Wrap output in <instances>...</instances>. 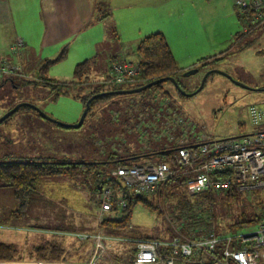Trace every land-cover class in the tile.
I'll use <instances>...</instances> for the list:
<instances>
[{"label": "rangeland", "instance_id": "rangeland-1", "mask_svg": "<svg viewBox=\"0 0 264 264\" xmlns=\"http://www.w3.org/2000/svg\"><path fill=\"white\" fill-rule=\"evenodd\" d=\"M92 1L93 22L86 25L91 31L80 42L82 50L87 51L85 75L78 79L74 63L69 62L72 53L78 50L76 43L55 49L49 60L57 58L63 49L65 57L51 62L44 73L41 67L46 59L36 61L33 52L24 69L16 71L14 81L8 74L0 78V117L17 104L26 103L0 122V160L22 157L56 162L95 161L100 162L98 172L108 175L119 157L173 145L166 138L150 139V148L145 149L146 142L139 136L141 129H137L138 115L144 116L143 106L147 107L151 99L152 106L148 108L155 110L160 106L158 101H169L166 112L182 119L183 127H188L187 140L194 134L236 137L243 129L250 130L248 106L264 100V21L245 33L246 22L240 17L235 0ZM33 26L38 29H32L30 34L38 36L42 26ZM157 31L164 35L175 59L181 57L178 62L183 69L176 77L185 92H193L204 74L212 70L203 87L195 94L181 95L165 82L163 86L170 91L167 99L160 93L156 97L153 89L110 95L95 102L79 127L64 126L78 122L87 95L95 90L115 89V85L106 82L110 53L118 56L119 61L125 55L137 61L138 41ZM189 63L193 66L188 67ZM190 68L198 70L184 75ZM138 83V80L123 82L116 89L135 88ZM164 116L166 113L163 117L157 115V125L166 120ZM142 120L147 123L148 117ZM147 129L146 134H152ZM176 134H184L181 126ZM149 158L153 161L157 157L151 154ZM94 187V177L88 172L76 178L41 177L35 182L29 206L21 217L12 214L18 208L14 188L0 187V241L14 243L18 250L14 259L0 262L128 264L137 241L152 238L167 242L178 235L177 229L183 227L182 214L175 205L183 197L200 201L203 207L210 206L211 224L221 235L254 229L257 218L264 215V186L189 193L185 183L173 181L161 189V196L156 193L147 197L153 206L138 202L132 206L125 225L111 226L103 221L120 218L122 214L120 210L106 212L100 220L102 195ZM169 191L172 195L168 196ZM58 227L62 230L58 240L66 249L64 258L38 260L33 246L51 240L52 229ZM97 232L103 235L101 243L93 237Z\"/></svg>", "mask_w": 264, "mask_h": 264}, {"label": "built area", "instance_id": "built-area-1", "mask_svg": "<svg viewBox=\"0 0 264 264\" xmlns=\"http://www.w3.org/2000/svg\"><path fill=\"white\" fill-rule=\"evenodd\" d=\"M235 5L241 13L252 15L251 23L264 17V0H235ZM243 29L248 31V25ZM22 46L23 41L18 39L11 48L17 51ZM17 70L18 65L0 60V76ZM109 73L106 82L116 87L133 81L140 67L124 57L111 62ZM247 111L250 130L236 137L194 134L188 140V127H183L182 119L176 114L169 116L164 109L168 118L164 116L166 120L157 125L159 113L152 109L146 112L144 116L148 117V122L137 126L141 129L139 136L146 142L145 149L150 148V139L166 138L173 142L172 146H163V149L173 148L171 163L144 160L114 165L106 178H115L119 185H102L99 219L102 220L104 213L114 206L123 208L137 196L153 193L166 181L182 176L189 193L205 189L220 191L234 186L247 190L264 186V100L249 104ZM178 126L183 128V135L177 136ZM147 128L152 134H146ZM97 178L100 177L97 175ZM182 228L167 242L152 238L137 241L134 258L129 264H264V217L254 229L233 235L218 234L213 224L190 227L187 231ZM93 237L98 243L103 239L99 232Z\"/></svg>", "mask_w": 264, "mask_h": 264}, {"label": "trees", "instance_id": "trees-1", "mask_svg": "<svg viewBox=\"0 0 264 264\" xmlns=\"http://www.w3.org/2000/svg\"><path fill=\"white\" fill-rule=\"evenodd\" d=\"M239 13H240V17L245 19L246 24L244 26L248 25V31L246 32H249L250 29L256 27L262 21H264V17H263V19H260L256 23H251L252 15L249 12L241 13V11L239 10ZM136 54L138 59L137 61L134 60L133 61L140 67L141 70L139 75H137L134 78V80L140 81V83H138L136 86L139 87L156 79L174 77L179 87L183 89L182 85L180 84V82L177 80L176 77V74L180 69L162 32L160 31L152 32L144 36L142 39H140L136 47ZM64 56H65V49L62 50V52L59 54L57 58L53 60H45L44 64L41 67V72L44 73L51 62L60 60ZM111 58H113L114 61L118 60V56L116 55L111 56ZM204 60L206 59L205 58L201 59V61ZM86 66H87V60L81 61L75 65L74 74L78 76V79H80L81 76H83V74L85 75L84 70H86ZM165 82H169L171 84L172 89L177 93L181 95H185L179 90V87L177 85H175L173 82L169 80H164L162 82L156 83L144 90L153 89L155 90L154 95L157 96V94L160 93L163 97L167 99V97L170 96V91L163 86V83ZM114 88H115L114 90H118L116 89V87ZM97 92L99 91L95 90L92 92V94ZM110 95H115V93L103 94L102 96L92 99L90 101L88 112L91 110V108L94 106L97 100L101 98H106ZM90 96L91 94L86 96V101ZM166 101L163 102L162 100L158 101L157 104H159L161 107L158 106L156 110L154 109V107L148 108L150 104L147 107L143 106L144 111L142 112L144 113L150 112V110L152 109L163 117V114L165 113L164 109L166 111L168 106H170V105L167 106L169 101L168 100ZM138 117L140 118L139 123H143L142 120L143 117L139 115ZM240 126L242 129L244 128L242 123H240ZM172 153H173L172 147L165 149L162 148L159 150L152 149V151L151 150L142 151L140 153H132V154H128L127 157H119L115 159L114 165H118L120 163L133 162V161L149 160L150 159L149 155L151 154H155L157 157L154 161L170 162L172 159ZM99 163L100 162H95V161L56 162V161L40 160V159H24L22 157H6L3 160H0V187L12 186L14 188V197L18 201V208L15 211H13L12 214L17 217H21L25 215V212L29 206L31 193L35 190V182L37 181V179L41 177L67 175L71 178H76L81 174H83L84 172H88L92 174V176L94 177L95 190L101 191V187L104 183L118 186L119 183L115 178L111 177L107 179L106 177L108 175H103L101 172H98L97 167ZM97 175L100 177L99 179L97 178ZM173 181L184 183V179L173 178L161 184L155 192L137 196L135 201H129L128 204L123 208H118L114 206L110 211L120 210L119 212L122 214L121 217L116 219H105L103 221V224H109L111 226L125 225L131 216L132 206L134 204L138 202H142L144 204L153 206L151 202L148 201L147 197L151 194H156V193H158L159 196H161V192H160L161 189ZM166 195L169 196L172 195V193L169 191L166 192ZM175 207L181 210V214H182L181 226L184 227L182 228V230L184 231L189 230L190 227H194V228L207 227L211 224L212 212L210 206L208 208L203 207V203L200 201H190L185 197H183L177 200V204L175 205ZM263 217L264 215L260 218H257V220L259 221ZM60 231L62 230L59 227L52 229L51 232L53 234V237L50 241H46V243L43 245H37L33 247V250L37 252L38 260L48 259L52 261H56V260L59 261L64 258L66 249L62 241L60 239L58 240L59 237L58 233H60ZM135 250L136 248L134 246L129 254L130 257L128 258L129 259L128 264L134 258ZM17 253L18 250L15 244L0 241V260H12L14 259V256Z\"/></svg>", "mask_w": 264, "mask_h": 264}, {"label": "crops", "instance_id": "crops-1", "mask_svg": "<svg viewBox=\"0 0 264 264\" xmlns=\"http://www.w3.org/2000/svg\"><path fill=\"white\" fill-rule=\"evenodd\" d=\"M93 4L92 0H0V59L10 57L7 61L23 70L24 63L33 52L37 55L36 61L42 62L49 60V55H53L54 50L62 45L72 46L79 43L78 50L72 53L73 58L69 62L76 65L83 59L87 60V51L82 50L80 42L91 31L86 25L93 22ZM33 24L42 26L38 36L30 34L32 29H38ZM18 39L23 41V46L17 52H12L14 50L11 47ZM113 55L110 53L107 58L110 64ZM124 57L126 55L122 56ZM179 59L181 57L176 58V61L181 70L183 68L178 62ZM190 66H193V63H189L188 67ZM4 75L6 74L0 78ZM15 75L16 72L13 75L8 74L7 77L14 81L17 77ZM5 262L1 261L0 264ZM21 263L33 262L25 260Z\"/></svg>", "mask_w": 264, "mask_h": 264}, {"label": "water", "instance_id": "water-1", "mask_svg": "<svg viewBox=\"0 0 264 264\" xmlns=\"http://www.w3.org/2000/svg\"><path fill=\"white\" fill-rule=\"evenodd\" d=\"M197 70H198V68H190V69L186 70L183 74H184V75L191 74V73L197 72ZM211 71H212V70H209V71H207V72L204 74V76H203V78H202V80H201L199 86H198L193 92H190V93L185 92L181 87H179V85L177 84V81H176V79H175L174 77H166V78L156 79V80H153V81H151V82H148V83H146V84H144V85H141V86H139V87H135V88H131V89H118V90L102 91V92L94 93V94H92V95L87 99V101L85 102V107H84V109H83V112H82V114H81V116H80V118H79V120H78V122H77L76 124H74V125H69V124L64 125L63 123H60V124L66 126V127H69V126L79 127V126L82 124V122H83V120H84V118H85V116H86V113L88 112L89 105H90V101H91L92 99L96 98V97L102 96L103 94H107V93H108V94H109V93H110V94H113V93H115V94H123V93L139 92V91H141V90H143V89H146L147 87H150V86H152V85H154V84H156V83L162 82V81H164V80H169V81L173 82L175 85H177V86L179 87V90H180L182 93H184L185 95H192V94H195V93H197V92L203 87V84H204V82H205V80H206V77L208 76V74L211 73ZM236 82H237V81H236ZM237 83H239V82H237ZM23 104L25 105L26 103L17 104V105L14 106L12 109H10L9 111H7L3 116L0 117V122H1L2 120L6 119L7 117H9L12 113H14V112L19 108V106H21V105H23ZM39 110H40V109H39ZM47 117H48V116H47ZM48 118H50V117H48ZM53 120H54V119H53ZM56 122H58V121H56ZM58 123H59V122H58Z\"/></svg>", "mask_w": 264, "mask_h": 264}, {"label": "flooded vegetation", "instance_id": "flooded-vegetation-1", "mask_svg": "<svg viewBox=\"0 0 264 264\" xmlns=\"http://www.w3.org/2000/svg\"><path fill=\"white\" fill-rule=\"evenodd\" d=\"M149 102H150V104H152V99H151V100H149Z\"/></svg>", "mask_w": 264, "mask_h": 264}]
</instances>
